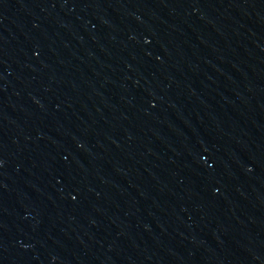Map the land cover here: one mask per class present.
I'll list each match as a JSON object with an SVG mask.
<instances>
[{
    "label": "water",
    "instance_id": "water-1",
    "mask_svg": "<svg viewBox=\"0 0 264 264\" xmlns=\"http://www.w3.org/2000/svg\"><path fill=\"white\" fill-rule=\"evenodd\" d=\"M0 264H264V0H176Z\"/></svg>",
    "mask_w": 264,
    "mask_h": 264
}]
</instances>
